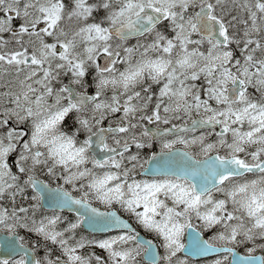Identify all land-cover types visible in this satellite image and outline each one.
I'll return each instance as SVG.
<instances>
[{
    "label": "snow or ice",
    "instance_id": "6c2138e0",
    "mask_svg": "<svg viewBox=\"0 0 264 264\" xmlns=\"http://www.w3.org/2000/svg\"><path fill=\"white\" fill-rule=\"evenodd\" d=\"M0 264H264V0H0Z\"/></svg>",
    "mask_w": 264,
    "mask_h": 264
}]
</instances>
